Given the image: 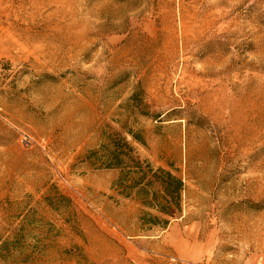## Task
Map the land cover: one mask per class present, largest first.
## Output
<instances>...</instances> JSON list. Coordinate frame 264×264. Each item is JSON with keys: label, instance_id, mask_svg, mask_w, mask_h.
Returning <instances> with one entry per match:
<instances>
[{"label": "rangeland", "instance_id": "obj_1", "mask_svg": "<svg viewBox=\"0 0 264 264\" xmlns=\"http://www.w3.org/2000/svg\"><path fill=\"white\" fill-rule=\"evenodd\" d=\"M106 139L181 179L175 217L101 166ZM1 246L0 264L264 257V0H0Z\"/></svg>", "mask_w": 264, "mask_h": 264}, {"label": "trees", "instance_id": "obj_2", "mask_svg": "<svg viewBox=\"0 0 264 264\" xmlns=\"http://www.w3.org/2000/svg\"><path fill=\"white\" fill-rule=\"evenodd\" d=\"M124 147L129 151V147L124 143ZM99 162L101 166L107 169H120L127 171L132 177L131 190L138 189V195L141 196L143 205L155 209L158 213L173 218L180 211V196L183 190V183L180 178L168 171L161 169L152 173L148 178L150 171H143L141 168L131 169L127 167V161H131L129 154L112 147L110 141L106 139V144L101 150ZM136 170V171H133ZM155 185L159 189H155ZM150 224H167L168 221H158L153 217ZM4 246L0 247V252Z\"/></svg>", "mask_w": 264, "mask_h": 264}, {"label": "crops", "instance_id": "obj_3", "mask_svg": "<svg viewBox=\"0 0 264 264\" xmlns=\"http://www.w3.org/2000/svg\"><path fill=\"white\" fill-rule=\"evenodd\" d=\"M242 264H264V257L248 259V260L244 261Z\"/></svg>", "mask_w": 264, "mask_h": 264}]
</instances>
